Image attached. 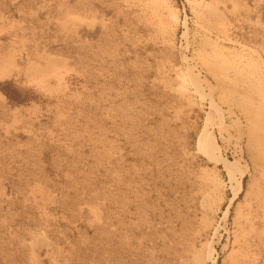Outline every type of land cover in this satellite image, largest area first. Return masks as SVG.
Instances as JSON below:
<instances>
[{"label":"rangeland","instance_id":"1","mask_svg":"<svg viewBox=\"0 0 264 264\" xmlns=\"http://www.w3.org/2000/svg\"><path fill=\"white\" fill-rule=\"evenodd\" d=\"M240 2L36 1L0 48L33 82L0 80V241L26 236L0 264H264V36Z\"/></svg>","mask_w":264,"mask_h":264},{"label":"crops","instance_id":"2","mask_svg":"<svg viewBox=\"0 0 264 264\" xmlns=\"http://www.w3.org/2000/svg\"><path fill=\"white\" fill-rule=\"evenodd\" d=\"M37 0H0V5L4 6V3L7 2L9 3V7H10V11L11 13L9 15H5V13H0L3 14L4 16H6V20L3 21L4 16L1 15L0 17V36L3 34H8L9 36V41L8 42H1L0 41V48L5 47L9 49H16L17 48V44H20V40H21V36H24L25 33H29V29L25 30V26L28 27L29 24L34 23V8H35V3ZM260 1H264V0H241L240 2V7L243 9V11H245V16H246V27H244L242 29L243 31V35H246L250 38V40L253 41H257V39H259L261 36H264V33L259 34L258 31L260 29V15L259 14V10H258V4ZM249 2V4H248ZM28 3L29 5L31 4L32 6V13H31V18H29L30 16H27L28 13ZM71 4H75L74 2ZM248 5V11L244 8V5ZM64 5H60L59 9L62 8H66L63 7ZM76 7V5L74 6ZM236 7H239V4L236 5ZM235 7V8H236ZM78 8V7H76ZM75 8V9H76ZM67 9V8H66ZM40 10V8H39ZM38 11V10H37ZM35 18H36V14H35ZM29 19V20H27ZM31 19V20H30ZM29 24H25L24 22H28ZM24 23V24H23ZM36 25V24H35ZM261 28L264 30V25L261 24ZM263 42L262 45H260V50L264 52V37L260 40ZM10 47V48H9ZM13 57L15 56V54H12ZM61 58V57H60ZM62 75L67 71V68H60ZM12 77H16V78H23V80L25 82H27L28 84L33 83L27 80V74L20 71L19 73H16V71H9L6 74L0 76V80L1 79H7V78H12ZM62 79V78H61ZM40 85V84H37ZM11 112H14L15 110L18 111L17 107H13L12 105H9ZM15 111V112H17ZM27 187H21L20 189H17L18 193L23 194L24 192L27 191ZM17 193V192H16ZM19 218L22 216L23 214L18 213ZM3 221V220H2ZM16 240L14 241L12 239V242H15V246L13 247V250H7V246H6V240L5 241H0V251H2L1 256L5 257V259L9 260L12 259L11 261H16L18 263V261H20L19 258L23 259L21 256L18 255V248H20V241L22 242L23 240H26V236H22V235H17L15 236ZM4 236H0V240L3 239ZM22 239V240H21ZM26 242V241H25ZM17 243V244H16ZM25 249V243H23V246ZM43 251L42 248L39 249V254L41 257V252ZM12 252V254H10ZM5 255V256H4ZM44 256H46V254H43ZM15 262V263H16ZM45 264V263H44Z\"/></svg>","mask_w":264,"mask_h":264},{"label":"bare ground","instance_id":"3","mask_svg":"<svg viewBox=\"0 0 264 264\" xmlns=\"http://www.w3.org/2000/svg\"><path fill=\"white\" fill-rule=\"evenodd\" d=\"M221 73V72H220ZM195 81V84H197L198 85V83H199V81L198 80H194ZM199 87V86H198ZM213 101V100H212ZM214 103V102H213ZM215 107V109H214V112H212V114L211 115H218V113H219V108H218V105L216 104V106H213V108ZM216 113V114H215ZM210 117V116H209ZM208 117V118H209ZM212 118V117H211ZM208 120V119H207ZM251 120V119H250ZM263 122V121H262ZM213 124V123H212ZM262 126V125H261ZM209 128V127H208ZM207 129V128H206ZM214 135V134H213ZM212 135V132L210 133L209 131H203V133H202V135H201V137H200V139H199V144H201V146L202 147H204L205 148V150L207 151V152H209V153H215V150H217V144H216V141H215V138H214V136ZM219 153V152H218ZM219 157V156H218ZM217 158V157H216ZM222 158V157H221ZM219 160V159H218ZM224 163H225V165H226V167H228V169L229 170H231V172L232 171H237V170H235V168H236V165L234 164V163H232V162H230V161H228V160H226V159H224V161H223ZM239 170V169H238ZM242 171V170H241ZM240 171V172H241ZM245 174V173H244ZM242 177H243V172L240 174ZM242 177L239 179V180H237V184H236V188H235V194H234V198H232L231 200L233 201L237 196H238V194L242 191ZM232 201H231V203L230 204H232ZM210 251L211 252H213L211 249H210Z\"/></svg>","mask_w":264,"mask_h":264}]
</instances>
